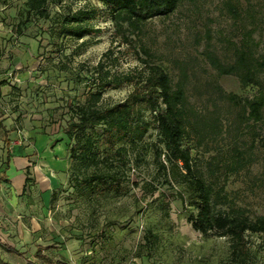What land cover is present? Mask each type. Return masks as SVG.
Masks as SVG:
<instances>
[{
    "label": "rangeland",
    "instance_id": "rangeland-1",
    "mask_svg": "<svg viewBox=\"0 0 264 264\" xmlns=\"http://www.w3.org/2000/svg\"><path fill=\"white\" fill-rule=\"evenodd\" d=\"M24 1L0 0V264H229L228 239L193 230L178 199L162 214L154 199L170 188L150 150L130 167L125 194L95 201L73 191L69 142L61 131L66 105L81 99L97 61L110 73L142 64L112 36L108 6L99 1L51 0L46 18L26 14ZM76 9L94 11L81 18L93 32L75 38L48 30ZM130 38L148 49V61L162 67L172 84L182 80L192 111L184 144L200 174L222 187L227 202L217 207L249 220L264 217V106L260 121H244L242 103L226 100L214 86L240 99L256 87L218 75L205 59L210 51L231 63L233 49L243 44L261 57L264 0H180ZM130 87L104 88L103 102L122 99ZM144 139L154 140V130ZM146 182L156 189L148 192ZM246 237L251 264H264L262 237Z\"/></svg>",
    "mask_w": 264,
    "mask_h": 264
},
{
    "label": "trees",
    "instance_id": "trees-1",
    "mask_svg": "<svg viewBox=\"0 0 264 264\" xmlns=\"http://www.w3.org/2000/svg\"><path fill=\"white\" fill-rule=\"evenodd\" d=\"M50 1L25 0V13L46 18ZM55 1L58 3L59 0ZM97 1L108 6L112 36L127 45L142 65L126 72L110 73L101 61H97L81 99L66 105L67 118L61 131L69 142L68 179L73 191L95 201L98 197L125 194L130 167L143 162L150 150L157 174L170 188L159 190L154 199L162 214L167 215L171 199H178L193 230L205 237L228 239L229 264H251L253 253L246 235L259 234L264 244V217L249 220L238 210L224 211L217 207L227 202L222 187H213L200 174L191 160L189 146L184 144L185 123L192 111L185 102L182 80L172 84L162 67L148 61L151 57L148 49L130 38L139 33L146 20L173 12L180 0ZM93 15L92 9H76L70 16L52 21L48 30L80 38L93 32L81 18ZM110 52L107 49L104 55ZM233 54V61L226 64L210 51H205V59L218 75H234L240 86L256 87L254 95L240 99L234 93H223L219 86H214L226 100L235 104L241 102L243 120L255 123L261 120L264 106V81L258 77L264 74V54L254 57L246 44L235 47ZM121 84L131 85L126 95L120 100L103 102L102 90ZM215 120L218 123L217 117ZM149 129L155 132L154 140L144 139ZM259 143L264 148V140ZM209 175H214L213 169L209 170ZM142 187L148 192L156 189L151 182L143 183Z\"/></svg>",
    "mask_w": 264,
    "mask_h": 264
},
{
    "label": "crops",
    "instance_id": "crops-1",
    "mask_svg": "<svg viewBox=\"0 0 264 264\" xmlns=\"http://www.w3.org/2000/svg\"><path fill=\"white\" fill-rule=\"evenodd\" d=\"M24 175H25V177L28 176V173H27L26 170L24 171ZM24 179H25V178H24ZM23 181H25V180H23Z\"/></svg>",
    "mask_w": 264,
    "mask_h": 264
}]
</instances>
